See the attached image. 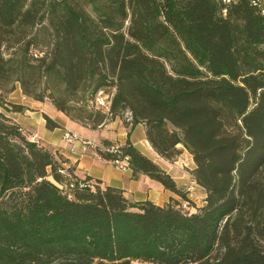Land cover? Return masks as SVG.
I'll return each instance as SVG.
<instances>
[{
  "label": "trees",
  "instance_id": "obj_1",
  "mask_svg": "<svg viewBox=\"0 0 264 264\" xmlns=\"http://www.w3.org/2000/svg\"><path fill=\"white\" fill-rule=\"evenodd\" d=\"M17 82L92 128L144 123L167 159L183 145L206 195L198 205L133 143L105 139L118 153L98 157H126L181 199L131 200L79 178L0 109V264H264V13L252 0H0V88Z\"/></svg>",
  "mask_w": 264,
  "mask_h": 264
},
{
  "label": "crops",
  "instance_id": "obj_2",
  "mask_svg": "<svg viewBox=\"0 0 264 264\" xmlns=\"http://www.w3.org/2000/svg\"><path fill=\"white\" fill-rule=\"evenodd\" d=\"M18 96L17 103L32 106L34 110L25 109L24 111H11L7 115L16 123L21 124L31 136L39 137L38 141L49 146L53 151L59 152L68 158L70 165L74 167V173L79 178L91 176L93 179L102 180L103 185H111L124 190V194L134 201L152 200L157 204H165L172 199L180 198L176 192L167 189L161 182L151 178L147 174L135 172L133 169L121 170L115 164L107 159L100 158L95 154L96 149H89L85 153L72 152L65 139L66 131L75 132L83 137L93 140L96 144L102 145L105 139L118 144H125L128 141L133 143L141 152L156 161L162 168L169 172L175 179L178 187L192 184L188 197L192 199V192L198 187L201 192V201L198 205L204 203L205 189L198 185L193 177L195 163L191 153L180 145L183 152L175 159L162 157L151 145L147 139L145 124H128L124 117L115 116L110 118L106 123L97 128L84 125L76 120L71 119L66 113L58 110L52 102L29 100L21 88H16ZM15 91V92H16ZM15 102V101H13ZM33 102V105L26 103ZM48 114L59 123V127L50 129L47 127V120L44 114ZM187 159L190 177L185 175L181 170L180 161ZM68 166V164H67ZM189 181V182H188ZM185 190V189H184Z\"/></svg>",
  "mask_w": 264,
  "mask_h": 264
},
{
  "label": "built area",
  "instance_id": "obj_3",
  "mask_svg": "<svg viewBox=\"0 0 264 264\" xmlns=\"http://www.w3.org/2000/svg\"><path fill=\"white\" fill-rule=\"evenodd\" d=\"M222 2L226 4H231L235 0H221ZM253 4L257 7H259L262 12L264 13V0H252ZM109 95L104 94L102 91L98 94L95 105H100V106H106L108 103H110ZM32 141L37 142V136L33 135L30 138ZM64 139L69 147V149L72 152H78L79 150L81 153H85L89 149H97L101 148L105 151L111 152V153H118L117 148L115 146H103V145H98L96 144L93 140L88 139L86 137H83L75 132L71 131H66L64 133ZM113 163L115 164L116 167H118L121 170H127L128 167V161L126 157H116L114 159Z\"/></svg>",
  "mask_w": 264,
  "mask_h": 264
},
{
  "label": "rangeland",
  "instance_id": "obj_4",
  "mask_svg": "<svg viewBox=\"0 0 264 264\" xmlns=\"http://www.w3.org/2000/svg\"><path fill=\"white\" fill-rule=\"evenodd\" d=\"M21 88V90H22V87H21V84L19 83V82H17L16 83V88ZM16 91V89L13 91V92H8L6 89H1L0 88V109L3 111V112H5L6 114H8L9 112H11V111H9L8 109L10 108H13V105L11 104V102L12 103H16V104H19V103H17L18 101H17V99H18V96L16 95V93H18L19 95H21L20 94V92H15ZM22 93H23V90H22ZM49 93V92H48ZM24 94V93H23ZM25 95V94H24ZM26 96V95H25ZM82 96V95H81ZM29 100H31V101H33V98H31V97H28V96H26ZM13 101H15V102H13ZM46 101H49V102H52V100H51V98L50 97H47L46 98ZM27 104H29V105H33V102H28V103H26V105ZM76 105H78V104H76ZM81 105V104H80ZM26 109H28V110H34V108L32 107V106H28V108H26ZM26 111V110H25ZM37 139H39V137L37 136ZM185 159V158H184ZM182 167H181V170L185 173V175H187V177L189 176L190 177V170H189V168H188V165H189V161L187 160V159H185V160H182V161H180V163H179ZM189 182V181H188ZM192 186V184H189V185H185V186H183V190L185 189V191H188V192H190V190H191V187ZM65 189H67L68 190V188H65ZM192 199H194V200H196L197 202H200L201 201V192H200V190H199V188L197 187L193 192H192ZM179 200H181L180 198H178ZM194 200H192V201H194ZM196 203V202H195Z\"/></svg>",
  "mask_w": 264,
  "mask_h": 264
}]
</instances>
